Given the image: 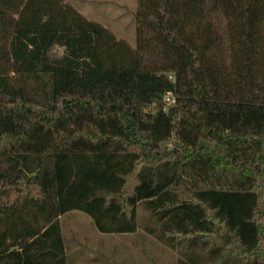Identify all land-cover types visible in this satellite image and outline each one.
<instances>
[{
    "label": "trees",
    "instance_id": "16d2710c",
    "mask_svg": "<svg viewBox=\"0 0 264 264\" xmlns=\"http://www.w3.org/2000/svg\"><path fill=\"white\" fill-rule=\"evenodd\" d=\"M133 16L134 47L64 0H0V264H72L60 216L133 233L140 204L160 243L213 220V264H264V0Z\"/></svg>",
    "mask_w": 264,
    "mask_h": 264
},
{
    "label": "rangeland",
    "instance_id": "374dc122",
    "mask_svg": "<svg viewBox=\"0 0 264 264\" xmlns=\"http://www.w3.org/2000/svg\"><path fill=\"white\" fill-rule=\"evenodd\" d=\"M64 1L87 19L97 21L107 27L118 39L126 41L132 47L135 46L137 24L133 14L137 9V0ZM213 17L218 29L224 34L225 19L223 15L220 12H215ZM224 46H227L226 41ZM57 51L58 54H61L62 48H58ZM138 211L139 217L144 219L146 214L141 204ZM74 212L77 214L65 215L67 221H77L82 218L91 220L83 212ZM137 231L130 237L114 235L104 237L92 235L90 237L89 235L87 239L78 235L74 237V240H71L73 238L69 236L71 238L66 241V251L72 264H177L175 261L178 256L177 251L163 248L162 243L145 236L146 233L142 228ZM241 264L250 263L241 262Z\"/></svg>",
    "mask_w": 264,
    "mask_h": 264
},
{
    "label": "crops",
    "instance_id": "0c3cea01",
    "mask_svg": "<svg viewBox=\"0 0 264 264\" xmlns=\"http://www.w3.org/2000/svg\"><path fill=\"white\" fill-rule=\"evenodd\" d=\"M139 210V206L137 208V211ZM73 211L68 212L69 213H75ZM145 211V218L143 219L142 217H139V211L137 212V216H138V220L140 219V224H139V229H143V232L146 233L145 236H149L150 238H152L153 240H156V236L152 233H150V225H155L156 227V222H155V218L152 216V214L150 213L149 210L144 209ZM77 214V213H75ZM66 214L60 216V223H61V231L63 234L64 239L70 240L72 236L74 240L75 236L78 235H82L83 237L88 239V236L90 235V237L95 236H121V237H130L133 234H135L136 232L133 233H113V234H106V233H101L99 231H97L93 220H87L86 218H82V219H77V221H67V217H65ZM88 216V215H87ZM81 218V217H80ZM141 219L142 222H141ZM166 218H163L161 220V222L164 225ZM202 222V221H199ZM173 224V223H172ZM174 225V224H173ZM183 222L177 223V228L178 230H174L177 232H174L173 230H171L169 233H164V237L169 236V238L174 239V246L171 247L167 244L162 243V247L169 249V250H173V251H177L178 256L176 257L175 261L176 263H178V261H184L185 263L188 264H195V261H197V264H213V220L211 222V224H203V227H205V230L203 232H194L193 234H187L184 231V229L182 231H179L180 229H182ZM143 234V233H142ZM193 239L197 240V243H193ZM186 240H190L189 243H185ZM199 240V241H198ZM159 242V241H158ZM74 245V244H73ZM75 246V245H74ZM183 247L186 248L184 251ZM77 251V250H76ZM68 253V252H67ZM76 254V253H73Z\"/></svg>",
    "mask_w": 264,
    "mask_h": 264
}]
</instances>
